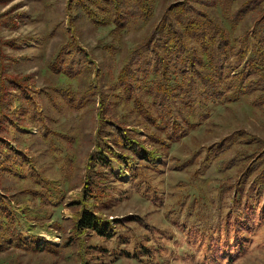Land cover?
<instances>
[{
  "label": "rangeland",
  "instance_id": "374dc122",
  "mask_svg": "<svg viewBox=\"0 0 264 264\" xmlns=\"http://www.w3.org/2000/svg\"><path fill=\"white\" fill-rule=\"evenodd\" d=\"M173 1L177 0H155L150 20L136 18L119 35L111 30L114 25L93 23L87 5L80 13L74 5L78 0L70 8V0H0V36L15 41L4 46L10 55L9 71L32 72L31 83L42 90H53L54 85H73L82 91L88 84L92 87L90 94L85 91L91 99L80 107L67 104L56 93L38 94L43 109L54 116L48 123L62 132L54 154L41 139L40 122H29L30 131L7 125L2 127L7 132L0 130L16 151L11 160L18 154L27 158V163H15L18 157L12 161L17 174L6 171L0 176L5 187L0 185V191L16 211L13 222L27 241L26 246L2 245L0 264H264V186L260 183L264 179L258 175L261 169L243 175L249 166L261 164L263 110L252 109L247 97L216 105L208 125L167 148L152 144L155 156L149 160L117 147L112 124L105 122H118L120 131L132 139L141 133L139 141L150 145L149 129L136 121L142 117L127 103L117 105L116 80L131 51L146 42L150 26ZM110 8L114 15L112 3ZM121 8L131 6L123 3ZM98 17L103 19L102 13ZM249 19L252 23L255 18ZM112 42L121 47L116 53L109 48ZM58 50L66 60L68 52L76 63L79 57L90 61L88 67L84 64L71 80L56 71L57 62L62 63V59L55 62ZM99 108L106 111L103 120ZM121 115L129 116L128 123ZM27 119L28 115L24 122ZM235 130L244 132L243 139L233 135ZM231 134L232 143L224 142L215 156L204 157L207 146H213V153V144ZM100 146L129 157L130 167L109 155L115 177L109 175L101 188L107 197L96 191L99 186L88 183L90 176L102 174L97 160L91 158ZM37 175L61 187L58 201L53 203L48 191L36 199L24 192L32 186L31 176ZM86 186L93 198L85 193ZM242 186L244 192L237 195L235 190ZM94 205L109 225L110 235L77 228L83 208ZM32 233L38 234V243L51 241L54 249L33 250ZM232 238L235 242H230Z\"/></svg>",
  "mask_w": 264,
  "mask_h": 264
},
{
  "label": "trees",
  "instance_id": "16d2710c",
  "mask_svg": "<svg viewBox=\"0 0 264 264\" xmlns=\"http://www.w3.org/2000/svg\"><path fill=\"white\" fill-rule=\"evenodd\" d=\"M72 3L73 0H70L68 8ZM111 3L116 9L114 15L110 13ZM123 3L130 4L131 9L121 8ZM74 5L80 8L82 14L84 11L81 7L87 5L86 13L93 23L114 25L111 30L114 34L121 35L136 18L143 21L151 19L155 0H78ZM99 13H102L103 19L98 17ZM250 17L255 18L252 23L249 21ZM239 18L244 21L241 23ZM150 28L146 42L131 51L116 80L117 105L119 102L127 103L135 115L142 117L136 118V121L142 122L149 129L146 138L149 139L150 145L145 146L139 141L141 133L135 134L136 138L132 139L133 136L128 137L120 131L118 122L105 119V122L108 120L107 122L112 124L111 133L117 140L114 141L117 147L136 154L140 159L149 160V157L154 155L152 144L158 142V149L167 148L194 129L206 125L216 105L247 97L252 109L259 108L264 111V0H177L168 5L166 11ZM14 43L13 38L0 36V130L7 125L30 131L27 126L31 122H40L43 126L41 139L45 141L46 148H50L54 154V150L59 148L56 139L62 132L48 123L54 116L52 117L47 109H43L37 98L38 94L48 96L56 93L62 96L65 102H69L67 104L86 106L85 101L91 97H87L85 91L91 93V84L83 91L73 85H54L50 91L42 90L35 84L33 86L32 72L9 71L10 55L5 52L4 46ZM108 45L114 53L121 48L117 42ZM60 50L55 55V62L62 59V63L57 62L56 71L73 80L79 75L82 66L89 65L90 61L79 57L76 63L73 54L69 58L68 52L66 60L65 57L61 58ZM123 111L125 113L129 109ZM27 115L28 119L24 122ZM98 115L103 120L106 111L99 108ZM125 116L127 119L124 115L120 118L124 117V121L128 123L129 116ZM2 132L7 131L2 129ZM3 133L0 134V176L6 171L17 174L12 161L18 157L15 163L22 164L27 163V158L18 154L11 160V155H15L16 151L7 145ZM233 135L243 139L244 132L235 130ZM62 136L65 139V135ZM233 140L231 134L217 141L218 144H213V153V146H207L208 151L204 157L207 159L211 154L215 156L222 149L224 142L228 144ZM237 143L244 142L239 140ZM261 148L258 153L261 164L253 168L249 166L243 175L261 169L258 175L264 179L263 143ZM109 155L116 156L122 164H128L129 161L128 156L119 155L110 146L107 149L102 147L91 154V158L99 163L102 174L90 176L88 183L99 186L96 191L103 197L109 194L101 188L106 185L109 175L115 177ZM127 166L130 167L129 164ZM30 179L32 186L27 187L25 193H33L36 199L42 197L44 191H48V197L55 198L53 203L58 201L61 187L38 175L31 176ZM241 182L238 180L236 185ZM260 183L264 186V182ZM0 185L5 188L3 183ZM244 190L245 186H242L241 190L235 191L241 196ZM20 191L22 192V189ZM85 193L90 198L95 196L89 186H86ZM93 209H98V206L94 205L92 209L83 208L76 222L77 228L93 230L100 235H110L109 225ZM15 214L17 213L13 206L0 191V248L2 245L26 246L27 241L18 231V224L13 222ZM31 235L35 241L31 244L33 250L54 249L51 241L38 243V234ZM233 241L234 238L230 242Z\"/></svg>",
  "mask_w": 264,
  "mask_h": 264
}]
</instances>
